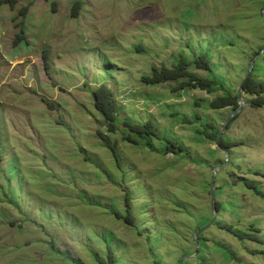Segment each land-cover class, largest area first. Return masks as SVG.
<instances>
[{"label": "rangeland", "instance_id": "1", "mask_svg": "<svg viewBox=\"0 0 264 264\" xmlns=\"http://www.w3.org/2000/svg\"><path fill=\"white\" fill-rule=\"evenodd\" d=\"M263 2L0 4V264H98L109 251L115 264H264V107L241 91L221 137L233 146L222 152L205 134L235 110L210 109L200 90L140 80L204 53L211 76L193 72L233 94L248 73L264 82ZM21 21L26 43L15 45ZM100 85L114 93L119 122L151 121L182 151L129 143L121 126L105 132L91 99ZM212 180L216 214L196 244L212 216ZM127 196L134 226L122 221Z\"/></svg>", "mask_w": 264, "mask_h": 264}, {"label": "trees", "instance_id": "2", "mask_svg": "<svg viewBox=\"0 0 264 264\" xmlns=\"http://www.w3.org/2000/svg\"><path fill=\"white\" fill-rule=\"evenodd\" d=\"M0 4L7 5L9 8L14 9L17 4V0H0ZM27 10V7L19 10L18 16L23 17ZM76 10L77 5H74L71 14L73 17L77 16V13H75ZM22 25L23 22L21 21V29L14 40L15 45L26 43ZM136 49H140V47ZM193 70L201 71L211 76L212 68L210 65L209 56L204 53L198 54L192 57L191 60H187L184 56H179L169 67L164 65L160 66L159 68L152 67L150 69V73L148 75L142 76L140 80L141 83L146 86H159L167 83H175L176 86L174 87L173 91L176 92L183 91L185 89L203 91L209 97H211V99L208 101V107L210 109L221 110L231 107L234 111L238 108L237 95L235 93L233 94L224 88L215 78L210 76L202 78L195 74ZM242 92L253 97L251 102L252 107H264V82L256 81L252 77V74H249L242 82ZM219 93L223 94L219 95ZM91 99L95 111L99 113L104 121L105 132L109 134L117 133L119 131L118 127L121 126L124 131L127 132L123 139L129 143L135 144L137 141L143 140L148 147H151L150 140L155 139L156 141L164 144V154H178L180 151H182L180 144L174 142L172 139L166 137L163 138L160 136L156 127L151 121H147L144 124H134L125 119L119 122L116 108L118 105L116 97L106 85L98 86L96 90L92 92ZM196 117L197 116H194L193 120L197 119ZM192 121L186 120L185 123L191 124ZM218 134L219 133L216 132L213 134H205V136L210 137L212 140H216ZM103 135L104 134L99 133V139L103 141L104 147L109 149L113 153V156H115V149L108 143ZM219 146L224 151H228L233 145L229 144L228 142L226 143L225 140L221 138ZM257 175L264 177V174L257 173ZM125 204L127 206L126 214L122 218V221L127 225L134 226V218L130 209L128 208V196L125 198ZM216 207L217 209L219 208L218 204H216ZM116 216L118 219H121L118 215ZM208 221L209 218L206 219L203 224L205 225ZM221 229L227 231L232 236L241 239V237L233 232L230 227L224 226ZM247 239L251 240L254 238L248 237ZM97 262L98 264H115V259L112 253L109 251L107 253L106 262L102 260H97Z\"/></svg>", "mask_w": 264, "mask_h": 264}, {"label": "water", "instance_id": "3", "mask_svg": "<svg viewBox=\"0 0 264 264\" xmlns=\"http://www.w3.org/2000/svg\"><path fill=\"white\" fill-rule=\"evenodd\" d=\"M263 12H264V10H263ZM248 75H249V73L246 74V76H245L244 79H246ZM241 91H242V84L239 86V88H238V92H237V103H238V108H237V109L232 113V115H231V116H230V117L224 122V124H223V128H222V130L219 132V134L217 135L216 140H215V143H214L216 149H219V150H221L222 152H224V150L219 146V142H220V139H221V137H222L223 131H224L225 127H226V124L228 123V121L230 120L231 117H233L235 114H237V113L241 110V108H242V106H243L242 97H241ZM210 198H211L212 216H211V219H210V221L208 222V224H207L205 227L201 228L200 230H198V231L195 233V235H194V241H195L196 244H197V240H196V238H197L201 233H203L204 231H206V230L209 228V226L213 223V220H214V217H215V214H216L215 202H214L213 180H212L211 183H210ZM197 246H198V245H197ZM181 262H182V260H180V261L178 262V264H181Z\"/></svg>", "mask_w": 264, "mask_h": 264}]
</instances>
